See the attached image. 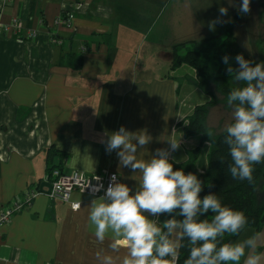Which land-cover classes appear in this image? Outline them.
Returning a JSON list of instances; mask_svg holds the SVG:
<instances>
[{
	"label": "crops",
	"instance_id": "obj_1",
	"mask_svg": "<svg viewBox=\"0 0 264 264\" xmlns=\"http://www.w3.org/2000/svg\"><path fill=\"white\" fill-rule=\"evenodd\" d=\"M221 6L229 9L222 20L230 22L210 28ZM251 6L254 15L234 20L237 7L226 0H0V22L15 17L21 24L18 34L0 33V211L39 191L0 226V264H97L96 251L109 242L98 244L89 226L94 197L72 191L69 202L81 204L73 210L50 196L48 166L116 172L134 192L139 174L106 152L108 135L121 126L146 130L152 141L138 151L143 159L177 141L178 120L209 95L188 82L177 87L178 77L195 70L171 69L174 46L232 25L234 51L241 31L264 61V0ZM63 11L72 27L55 23ZM219 105L230 109L212 106L206 122ZM199 143V136L183 138L170 159L185 162ZM209 149L201 144L195 174L205 172ZM256 232L264 226L246 227L234 241Z\"/></svg>",
	"mask_w": 264,
	"mask_h": 264
},
{
	"label": "clouds",
	"instance_id": "obj_2",
	"mask_svg": "<svg viewBox=\"0 0 264 264\" xmlns=\"http://www.w3.org/2000/svg\"><path fill=\"white\" fill-rule=\"evenodd\" d=\"M228 4L243 15L251 11V0H242L238 6L228 0ZM228 11L219 7L210 28L230 22L222 20ZM230 59L222 57L225 71L242 86L227 96L231 119L223 127V143L231 159L228 172L234 180L254 184V166L264 163V62L254 63L237 54L234 68ZM151 141L146 130L132 132L124 126L108 135L106 152L115 151L120 165L139 175L134 192L115 174L106 188L102 183L92 186L89 226L98 244L109 242L107 248L96 251L97 264H176L177 250L184 246L177 243V233L189 247L184 264H264V251H258L264 247V233L222 242L226 234L240 236L248 218L243 211L222 204L216 193L201 197L204 184L197 174L174 169L170 158L181 141L167 140L168 147L157 148L148 159L138 158V151ZM220 160L223 164V157ZM73 207L79 209L81 204ZM209 213L211 220L206 218ZM161 216L169 218L161 221Z\"/></svg>",
	"mask_w": 264,
	"mask_h": 264
},
{
	"label": "trees",
	"instance_id": "obj_3",
	"mask_svg": "<svg viewBox=\"0 0 264 264\" xmlns=\"http://www.w3.org/2000/svg\"><path fill=\"white\" fill-rule=\"evenodd\" d=\"M63 17L67 13L62 12ZM240 13L237 11L234 20L239 19ZM223 35L221 40H218ZM234 41L233 26L228 25L217 35L208 36L201 39L191 40L174 46L173 56L171 60V69L188 65L195 70V76L189 75V81H185L196 85L209 95V100L205 103L196 105L191 114L186 116L187 124L183 127L184 135L199 136L200 143L187 150V159L182 163H175L174 169H183L185 173H196L195 162L200 152V146L203 142L210 144L207 154V167L205 172L198 173V178L203 182L204 188L201 197L212 192L216 193L221 199L222 204L233 209L241 210L248 218L247 227H254L257 231L264 226V163L255 165L254 184H249L246 180H234L228 172V164L231 159L227 146L223 143V131H217L206 126V117L209 109L217 104L227 105V96L233 88L240 87L235 81L234 74L229 76L225 69L226 65L222 63V57L228 55L231 65L235 68L238 65L235 62L237 53L232 45ZM187 44L190 46H187ZM185 46L186 50L183 54L178 53V48ZM180 78H177V87L181 85ZM221 157L224 163H221ZM59 169L57 166H48V175L50 176L53 169ZM211 185V187H209ZM207 219L211 220V213ZM169 217L161 216L159 219L163 221ZM204 217H202L203 219ZM237 236L226 234L223 238L224 243L234 241ZM178 244L183 247L178 248L176 264H184L189 255V247L186 240H180L179 234H176Z\"/></svg>",
	"mask_w": 264,
	"mask_h": 264
},
{
	"label": "built area",
	"instance_id": "obj_4",
	"mask_svg": "<svg viewBox=\"0 0 264 264\" xmlns=\"http://www.w3.org/2000/svg\"><path fill=\"white\" fill-rule=\"evenodd\" d=\"M56 24H64L67 27H72L71 15L67 12V16L64 18L63 14L58 16L55 20ZM21 24L17 18H12L11 22L8 24H3L0 22V33H5L8 31L18 34ZM29 36L34 37L35 32L29 34ZM115 174L120 180V175L116 172H93L91 174H86L79 170H71L69 172H62L59 169H53L50 176L51 188L49 191L50 196H55L60 198L62 201L69 202V197L72 191L76 190L81 193L92 195V186L102 183L106 188L108 186L110 177ZM39 194L38 189L33 188L26 192L24 201L14 202L11 206H8L0 211V226L6 224L10 221L11 216L24 208L30 200ZM103 193H97V195H102ZM73 210L76 208L73 207L77 201L69 202ZM80 203V202H79Z\"/></svg>",
	"mask_w": 264,
	"mask_h": 264
},
{
	"label": "rangeland",
	"instance_id": "obj_5",
	"mask_svg": "<svg viewBox=\"0 0 264 264\" xmlns=\"http://www.w3.org/2000/svg\"><path fill=\"white\" fill-rule=\"evenodd\" d=\"M226 3L228 4V0H226ZM251 11L249 12L250 14L254 15V7H250ZM264 9V8H263ZM248 13V14H249ZM257 24V23H255ZM238 30V29H237ZM237 42H238V45H236V47H238L237 49V53L238 54H243V56L245 57V59H249V60H254L253 62L254 63H259V62H264L263 61V56L260 52H254V47H253V44L251 45L249 43V37L243 35V33H241V31L237 32ZM263 36V33H261V36ZM223 38V35L220 36V38L218 40H221ZM254 39H256V37L252 36V41L254 42ZM264 44V43H263ZM187 46H189L187 44ZM178 48V53L179 54H183L186 50V47L184 46H181L180 47H177ZM190 48V46H189ZM174 49V48H173ZM174 51V50H173ZM172 56H173V53H172ZM186 67L185 68H188L189 70H192L191 67H189L188 65H185ZM188 75L187 74H184L178 78H180V80H183L181 82V86L185 81V78L187 77ZM191 75L189 74V77ZM188 81L190 78H186ZM180 86V87H181ZM220 106V107H219ZM218 107H215L213 109V111H211V113L209 114L210 117L208 118V122H206V126L212 130H214L215 132L217 131H223V127L226 123H228L231 119V109H224L221 107V105H219ZM211 109V108H210ZM209 109V111H210ZM212 110V109H211ZM208 111V113H209ZM208 115V114H207ZM206 121H207V117H206ZM187 124V119L186 117H182L180 118V120H178L177 124H176V127H177V134H176V137H177V141H182L183 138H187L185 135H184V130H183V127ZM188 137H191V136H188ZM184 142V141H183ZM172 162H174L173 160H171Z\"/></svg>",
	"mask_w": 264,
	"mask_h": 264
},
{
	"label": "water",
	"instance_id": "obj_6",
	"mask_svg": "<svg viewBox=\"0 0 264 264\" xmlns=\"http://www.w3.org/2000/svg\"><path fill=\"white\" fill-rule=\"evenodd\" d=\"M47 188H48V192H49L50 188H51V184L50 183H48Z\"/></svg>",
	"mask_w": 264,
	"mask_h": 264
}]
</instances>
